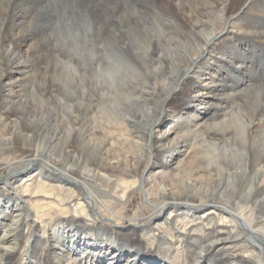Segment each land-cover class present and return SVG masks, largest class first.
I'll list each match as a JSON object with an SVG mask.
<instances>
[{"label":"bare ground","instance_id":"obj_1","mask_svg":"<svg viewBox=\"0 0 264 264\" xmlns=\"http://www.w3.org/2000/svg\"><path fill=\"white\" fill-rule=\"evenodd\" d=\"M238 1L0 0V264H264V0Z\"/></svg>","mask_w":264,"mask_h":264},{"label":"rangeland","instance_id":"obj_2","mask_svg":"<svg viewBox=\"0 0 264 264\" xmlns=\"http://www.w3.org/2000/svg\"><path fill=\"white\" fill-rule=\"evenodd\" d=\"M166 0H159V2L160 3H162V2H165ZM242 1V0H241ZM239 2H240V0L237 2L238 4H239ZM237 3H235V4H237ZM185 23H187V25H189V23H190V20L188 19V20H185ZM85 30H87L86 28L84 29V31ZM237 31H238V28H237V25H234V27L232 28V31H231V33H229V35H232V36H234L235 38H237V35L238 34H240V33H237ZM12 31H10L9 33H7L6 34V37H5V39H6V45H8V44H10L12 41H13V32L11 33ZM63 32V31H62ZM61 32V34H60V37H61V39L62 40H65L66 38H64L65 36L63 35V33ZM10 34V35H9ZM63 37V38H62ZM71 38V37H70ZM70 38H67L68 39V41H70ZM73 38V37H72ZM72 38H71V40H72ZM76 42V41H75ZM8 43V44H7ZM54 43H56V42H54ZM56 45V44H55ZM245 46V49H249V44H242V46ZM5 46V45H4ZM251 47V46H250ZM4 50V49H3ZM51 52H50V50L49 49H47V48H45V49H43V50H41V51H38V52H35L34 53V55L31 57V59H30V61H29V63H27L28 65H29V67L31 68V76H32V78H34L36 81H41V80H43L44 79V75L46 74V75H48L51 79H54L55 77H57L56 75H57V72L55 71L56 69H55V67H54V70H51L50 72H49V74H47L46 72H47V63H48V57L49 56H54L53 54H50ZM90 55V54H89ZM245 55H246V53H245ZM91 56V55H90ZM247 56V55H246ZM2 58V59H1ZM4 58V56H0V73L2 72V71H4L5 72V74H7V76H6V78L8 79H13L14 77H15V74H17V72H16V68H15V66H13V67H11V68H9L8 66H6L7 64H5V62H6V60H4L3 59ZM252 56L250 57V61H249V63H250V65L252 66ZM55 63H56V60H55ZM5 66V67H4ZM9 69V70H8ZM93 72H95V73H99L100 72V69L98 68V69H96V70H93ZM95 73H93V74H95ZM34 76V77H33ZM11 77H13V78H11ZM251 82H252V80H251ZM54 89L52 86H50V88H49V91H52V90ZM96 89V90H95ZM93 88V89H91V91L92 92H90V100H92V102L94 103V104H96V105H99V104H103V103H105L104 101H103V99H102V92L100 91V89H98V88ZM51 93V92H50ZM189 91H188V88L186 87L183 91H181V92H179V94L178 95H176L175 96V99L173 100V102H172V104L170 105V107H168V111H169V113L168 114H166V115H164V124H169V123H171L172 122V120H170V117L172 118V116H171V113H173V112H175V111H178V112H180V113H182V114H184V118H186L185 120H182L181 121V124L183 125V123H185V122H187V124H189L188 123V121L189 120H187V114H189V113H191V112H188L191 108L189 107V105H187V95L189 96ZM172 99H170V101H171ZM5 103L7 104V102H5L4 101V104L3 105H5ZM186 112H188V113H186ZM210 118V117H209ZM209 118L208 117H206V118H204L203 119V121L204 122H206V121H209ZM173 119V118H172ZM206 120V121H205ZM163 124V125H164ZM165 128V127H164ZM163 128V129H164ZM162 129V130H163ZM241 137V136H240ZM240 137L238 138L239 139V141H240ZM250 140H251V143H252V138H250ZM241 142V141H240ZM149 144V143H148ZM150 145V144H149ZM149 152H150V148H149ZM151 162L153 161V159L152 160H150ZM236 161H238V160H236ZM141 171H143V174L145 175L146 174V172H147V170H146V168L144 167V165H142V167H141ZM1 184H3V181H0V186H1ZM139 201V197L138 196H136V198L133 200V207L136 205V203ZM154 250H155V255H156V257L155 258H163L164 256L159 252V251H157V249H155V248H153ZM158 256V257H157ZM44 259H45V264H54L53 263V261L52 260H50V256H49V254H45L44 255ZM106 259H107V257L104 259V262L106 261Z\"/></svg>","mask_w":264,"mask_h":264}]
</instances>
